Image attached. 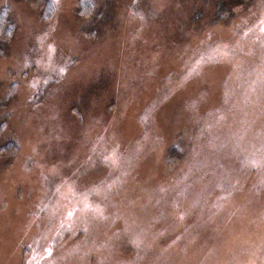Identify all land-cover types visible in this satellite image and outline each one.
Segmentation results:
<instances>
[{"label":"rangeland","instance_id":"obj_1","mask_svg":"<svg viewBox=\"0 0 264 264\" xmlns=\"http://www.w3.org/2000/svg\"><path fill=\"white\" fill-rule=\"evenodd\" d=\"M4 8L0 264H264V0Z\"/></svg>","mask_w":264,"mask_h":264},{"label":"trees","instance_id":"obj_2","mask_svg":"<svg viewBox=\"0 0 264 264\" xmlns=\"http://www.w3.org/2000/svg\"><path fill=\"white\" fill-rule=\"evenodd\" d=\"M91 2L92 0H81V6H82V12L81 13H86V10L88 8H90V5H91ZM7 10L6 8H4L3 10H0V34H2V30L4 27L8 28L7 25H11V20L7 17ZM6 13V14H5ZM44 15L43 18L45 21L49 22L50 20L53 19V16H54V9L51 5H47L45 6V9H44ZM8 31V30H6Z\"/></svg>","mask_w":264,"mask_h":264}]
</instances>
